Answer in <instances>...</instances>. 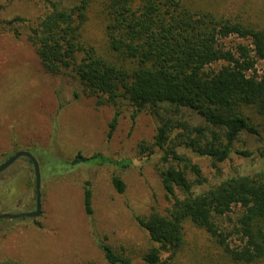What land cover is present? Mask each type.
<instances>
[{"label": "trees", "instance_id": "trees-1", "mask_svg": "<svg viewBox=\"0 0 264 264\" xmlns=\"http://www.w3.org/2000/svg\"><path fill=\"white\" fill-rule=\"evenodd\" d=\"M43 1L46 12L30 25L27 40L44 72L71 71L97 106H127L133 119L146 112L157 122L151 143H141L140 152L160 155L156 171L169 206L164 214L152 210L136 219L151 243L144 264H179L185 222L212 238L233 264H264V168L226 174L218 167L232 155L264 161V28L219 15L194 0H105V51L100 52L84 36L96 0ZM19 22L24 20L2 24L18 36ZM229 37L249 45L225 49L221 41ZM242 134L261 147L235 150ZM203 157L212 162V181L197 162ZM79 164L125 169L131 161L78 153L66 163ZM111 184L124 192L118 176ZM83 206L91 216L87 187ZM99 247L108 264H131L102 241Z\"/></svg>", "mask_w": 264, "mask_h": 264}, {"label": "rangeland", "instance_id": "rangeland-1", "mask_svg": "<svg viewBox=\"0 0 264 264\" xmlns=\"http://www.w3.org/2000/svg\"><path fill=\"white\" fill-rule=\"evenodd\" d=\"M55 1L70 4L73 0ZM104 1L93 3L84 28L85 38L100 52L105 51ZM194 1L219 15L264 28V0ZM45 12L43 0H0V165L19 151L38 160L42 211L37 218L0 221V264H108L101 241L131 264H144L142 258L151 243L136 219L152 210L164 214L169 206L156 171L160 155L148 157L140 152L141 143H151L157 122L146 112L133 119L134 111L127 106H97L95 98L81 92L71 71L45 73L27 40L30 25ZM14 18L24 20L15 24L18 36L2 24ZM221 42L225 49L238 43L249 45L236 37ZM262 67L257 65L258 70ZM116 112V126L108 136ZM259 147L247 134L234 143L235 150ZM78 153H98L131 164L125 169L113 164L68 167L66 163ZM197 162L203 175L214 180L211 160L203 157ZM218 167L226 174L251 172L264 168V161L232 155ZM113 175L124 182L123 193L112 186ZM85 187L91 191V216L83 206ZM34 209L33 167L20 158L0 174V214ZM184 238L186 247L176 259L179 264H233L212 238L190 222L184 224Z\"/></svg>", "mask_w": 264, "mask_h": 264}, {"label": "water", "instance_id": "water-1", "mask_svg": "<svg viewBox=\"0 0 264 264\" xmlns=\"http://www.w3.org/2000/svg\"><path fill=\"white\" fill-rule=\"evenodd\" d=\"M20 158H26L30 161L33 172H34V179H35V209L32 212L27 213H14V214H0V221H13L17 219H23V218H37L40 217L42 214L41 211V174H40V167L37 159L29 152L27 151H19L14 153L12 156H10L8 159H6L1 165H0V174L3 173L6 169H8L11 165H13L18 159Z\"/></svg>", "mask_w": 264, "mask_h": 264}]
</instances>
